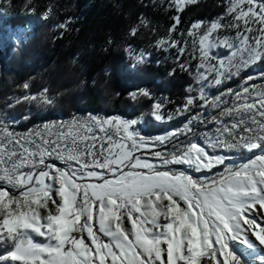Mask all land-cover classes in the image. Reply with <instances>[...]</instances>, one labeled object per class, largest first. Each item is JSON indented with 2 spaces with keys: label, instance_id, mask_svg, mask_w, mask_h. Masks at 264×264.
<instances>
[{
  "label": "snow or ice",
  "instance_id": "snow-or-ice-1",
  "mask_svg": "<svg viewBox=\"0 0 264 264\" xmlns=\"http://www.w3.org/2000/svg\"><path fill=\"white\" fill-rule=\"evenodd\" d=\"M197 2L172 0L179 12ZM173 20L170 33L180 24L179 16ZM187 34L200 53L199 99L217 113L216 134L204 133L208 144L259 153L239 165L226 163V156L179 140L196 134L189 125L171 134L175 140L155 141L134 129L136 121L119 118L74 117L24 134L0 126V264H249L243 249L256 251L249 234L264 246V224L251 215L264 209V80L228 90L231 100L205 93L243 67L264 63V0H227L224 16L207 25L197 21ZM157 43L184 52L171 37ZM180 68L188 70L184 63ZM142 95L151 98L146 90ZM195 99L178 111H189ZM161 109L155 103L158 121ZM145 150L156 162L144 158ZM171 165L222 171L209 179Z\"/></svg>",
  "mask_w": 264,
  "mask_h": 264
},
{
  "label": "trees",
  "instance_id": "trees-1",
  "mask_svg": "<svg viewBox=\"0 0 264 264\" xmlns=\"http://www.w3.org/2000/svg\"><path fill=\"white\" fill-rule=\"evenodd\" d=\"M226 6L227 0H198L179 12L172 0H0V118L22 132L78 115L142 120L153 135L171 130L177 122H157L151 113L161 100L176 104L199 94L197 59L187 71L170 62L133 66L128 48L157 58V42L171 34L179 16L175 33L190 44L192 58L198 45L188 31L197 21L207 25L224 16ZM17 29L24 36L10 38L8 31ZM252 75H264V63L246 66L224 87L205 93L239 89Z\"/></svg>",
  "mask_w": 264,
  "mask_h": 264
},
{
  "label": "rangeland",
  "instance_id": "rangeland-1",
  "mask_svg": "<svg viewBox=\"0 0 264 264\" xmlns=\"http://www.w3.org/2000/svg\"><path fill=\"white\" fill-rule=\"evenodd\" d=\"M223 34L225 35H229L232 36L235 34V30H228L227 32H223V30H221ZM25 34V31L22 29H17V30H10L8 31V36L12 39H20L21 37H23ZM172 38L175 40L180 41V45L179 47L184 49V52L181 54L177 48L172 47L169 48L167 46L164 47H160L158 46L157 43V58H155L151 53L145 51V50H140V49H136L133 47L128 48L127 54H128V58L130 59V61L132 62L133 66H137L141 63L144 62H158V63H165V62H170V63H178L179 65L181 63H184L185 65H189L192 64L194 61V58L197 59L198 65L200 63L198 57L200 56L199 51L197 52V54L193 55L194 57L189 58V52H190V44L187 43L184 38L181 35H178L175 32H171V34L163 39H168V38ZM161 40V39H160ZM223 50V49H221ZM217 51V49H213V53ZM163 53V54H162ZM212 53V54H213ZM141 55H143V62H138L137 61V57H140ZM196 63V62H195ZM210 63H216L215 60L210 61ZM248 66V65H247ZM246 67V66H245ZM245 67H243L242 69H245ZM241 69V70H242ZM233 72H235V69H232ZM236 76V75H233ZM252 79L251 80H247L244 82V84L239 88V89H234L231 90L233 92H238L240 91L243 87L245 86H249L252 84H256L259 85L262 80H264V75H252L251 76ZM230 79H226L224 80V82L219 85V86H212L215 90H217L220 87H224L226 85V83L229 81ZM227 92H223L224 95V99L226 100H231L233 99V97L228 96ZM218 94V93H215ZM220 94V93H219ZM192 97H196V99L194 100V104L192 106H190V110L189 111H178L179 109H182L184 107V105L186 104V101H183L181 103H171L169 100H161L159 101V103L162 104V115H163V119L162 120H156L155 116H154V108L153 111L151 113L152 117L160 123H178V126L165 131L163 133L160 134H147L145 132V127L143 125L142 120H127V121H136V123L134 124V129L136 131H138L141 135L145 136L146 139H148L149 141H155V139L157 137L160 136H169L171 137V134L173 132L176 133H180L185 131V125H189L193 131L196 133L195 135H193V133L189 132L187 133L186 136H180L179 140L184 141V142H189L194 141L197 142L200 146L204 147L205 150L207 152H209L210 154L213 155H222V156H226L228 157V159L225 161L226 163L229 164H234V165H239L243 162H246L253 154V152H256L257 154L259 153V149H255L252 150L251 152L248 151L247 149H244L242 147H237V148H224V147H218V148H213L208 144L207 138L204 136V133L207 132L209 135H215V118L217 117V113L216 111L209 105V106H205L204 102L202 100L199 99V94L192 96ZM211 97V96H209ZM196 108L199 109V112L194 113V115H190L192 112V110ZM90 116H96L98 118H103V119H112V118H106L103 116H97V115H89V116H83V115H78L76 116V118H81V119H86ZM119 118V117H117ZM122 120H126L123 118H119ZM72 119L70 120H66V121H53L50 123H45V124H40L38 126H35L33 128H31L30 130L33 129H40L43 128L44 125H66L68 124L70 121H72ZM204 120L205 123H201L200 121ZM0 126H6L2 119L0 118ZM8 127L9 130L16 132V133H27V132H22V131H18L14 128V126H6ZM173 140H175V137H171ZM163 145L157 147L155 150L159 151L163 149ZM172 147H171V142H169L168 144V151H171ZM140 153H138L139 155ZM144 158L145 159H149L150 162H156L155 159L150 155V152H148V150L144 151ZM57 164H59V162H56ZM174 171H184L187 172L195 177H208L209 179L213 178L214 175H218L220 171H217L215 173L212 174H207L211 171H213L214 169H217L219 167L222 166H218L213 168L211 171H204L203 173L200 172H193L192 169H190L187 165H171L170 166ZM222 171V170H221ZM50 207L53 208V210H55L53 205H49ZM41 213L46 215V211L41 209ZM251 215L255 216V218L258 220V222H261L262 224H264V209H260L259 212H257L256 210H252ZM249 238L253 241V243L256 245V251L255 252H251L248 249H243V252L245 253L243 255V259L248 261L249 264H264V262L261 261L260 257L261 255H264V246H261L259 244L258 241L255 240L254 236H251V234H249ZM37 239H40L39 237H37ZM237 248H241L242 246L240 245H236Z\"/></svg>",
  "mask_w": 264,
  "mask_h": 264
}]
</instances>
